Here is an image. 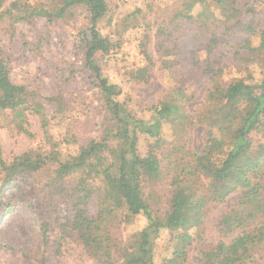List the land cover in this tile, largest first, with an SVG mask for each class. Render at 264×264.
<instances>
[{
  "label": "rangeland",
  "instance_id": "374dc122",
  "mask_svg": "<svg viewBox=\"0 0 264 264\" xmlns=\"http://www.w3.org/2000/svg\"><path fill=\"white\" fill-rule=\"evenodd\" d=\"M65 1L3 0L0 5V56L9 70L0 83L13 92L17 107L25 109V116L19 117L11 107L0 108V264H108L96 251L97 241L73 228L80 208L75 206L76 185L93 177L94 169L100 171L89 180L95 194L79 205L91 218L102 213L98 233L111 246L114 263L148 264L139 251L146 218L128 220L125 208L117 206L120 201L113 204L105 197L123 142L114 137L118 125L85 65L91 27L87 6ZM106 2L108 11L97 27L115 48L108 54L98 52L95 59L110 82L122 89L118 99L146 120L153 115L152 106L163 100L183 105L185 115L164 125L165 143L156 147L160 176L142 179L144 198L163 217L178 183L207 192L209 179L200 174L188 180V169L193 151L200 153L204 145L206 124L201 120L211 108L210 92L235 77H264V56L254 49L264 31V0ZM209 65L217 76L208 71ZM253 139L262 140L258 133ZM93 140L103 144L90 157L94 169L66 174L78 163L82 147ZM149 144L156 142L141 135L143 154ZM31 151H53L56 157L41 171L6 183L8 169L2 163L9 166L27 152L33 156ZM239 194H230L228 203L207 205L201 226L189 230L194 241L186 260L174 264H210L207 253L241 233V228L226 232L221 224L228 208L237 206ZM176 233L163 230L155 240L154 264H167ZM245 264H264V239L250 245Z\"/></svg>",
  "mask_w": 264,
  "mask_h": 264
},
{
  "label": "trees",
  "instance_id": "16d2710c",
  "mask_svg": "<svg viewBox=\"0 0 264 264\" xmlns=\"http://www.w3.org/2000/svg\"><path fill=\"white\" fill-rule=\"evenodd\" d=\"M2 1L0 0V5ZM132 1L136 0L123 3ZM65 2L67 5L84 3L87 6L91 27L85 65L93 73L97 87L102 92L107 107L118 125L114 137L122 139L124 147L119 157L116 174L113 176V186L110 190H105V197L113 204L119 200L120 204L117 206L125 208L128 220L137 216L146 218L147 225L141 230L139 242V251L145 256L144 260L148 264H154V242L163 230H168L172 233L177 232L174 236L178 241L174 244L167 264L185 261L187 250L194 241L189 230L201 226L207 205L210 202L228 203L227 197L233 192L240 191L237 206L228 208L221 224L226 232L237 228L243 230L229 244L219 242L207 253V257L210 259V264H245L250 253V245L260 243L264 239V77L255 81L252 77L241 76L233 78L229 83L216 84L215 90L211 91L208 97L211 108L201 120L206 124L204 145L200 153L193 151L192 162L188 169V180L200 174L209 179L207 192L199 193L197 189L193 191L190 185L178 183L171 199L170 210L163 217L157 216L143 196L142 179L143 176L152 179L160 176L161 162L156 147L161 148L165 143L164 125L185 115L184 111H180L183 105L175 100H163L152 106L153 115L149 120L138 117L126 101L118 99L122 95V89L110 82L95 59L98 52L108 54L115 48V43L109 37L103 36L97 27L98 21L108 11L106 0H66ZM215 2L224 4L226 0H215ZM254 49L264 56V31L260 34L259 46ZM8 71V66L0 56V78ZM208 71L214 76L218 74L210 65ZM47 99L55 100L54 97ZM0 101L6 104L0 106L1 109L11 107L17 116H25V109L17 107L19 102L13 92L5 89L1 83ZM254 133H258L262 138L258 143L253 139ZM141 135H146L156 142L153 145L149 144L145 154L139 150ZM101 145L103 144L93 140L82 147L78 163L70 165L66 174L75 172L74 169L77 168L86 169L88 172L93 170L94 167L89 164L90 157ZM33 154L31 156L30 152H27L18 156L9 166L2 163V167L8 169L6 183L12 184L14 177L23 173L41 171L56 157L53 151ZM94 170L93 177L83 178L76 185L79 199L75 206L80 208L75 212L73 228L79 233L92 236L97 241L96 251L99 252V256L108 264H116L112 261L111 246L106 244L104 235L98 233L102 213L98 217L91 218L87 210L80 206L83 200L87 201L95 194L89 180H95V177L100 176V171ZM248 220L253 222L249 224L252 230L246 229ZM128 264L132 262L129 261Z\"/></svg>",
  "mask_w": 264,
  "mask_h": 264
},
{
  "label": "built area",
  "instance_id": "2783aa9c",
  "mask_svg": "<svg viewBox=\"0 0 264 264\" xmlns=\"http://www.w3.org/2000/svg\"><path fill=\"white\" fill-rule=\"evenodd\" d=\"M121 2H129L130 0H120Z\"/></svg>",
  "mask_w": 264,
  "mask_h": 264
}]
</instances>
